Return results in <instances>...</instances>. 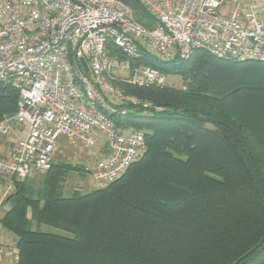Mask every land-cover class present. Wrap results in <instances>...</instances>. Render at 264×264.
<instances>
[{
	"label": "trees",
	"instance_id": "1",
	"mask_svg": "<svg viewBox=\"0 0 264 264\" xmlns=\"http://www.w3.org/2000/svg\"><path fill=\"white\" fill-rule=\"evenodd\" d=\"M119 1L153 27L137 0ZM133 64L183 81L182 89L114 84L140 103L112 118L144 134V154L86 194L63 195L72 171L84 175L65 162L38 189L18 184L0 217L16 245L13 264H264V63L195 52L170 62L143 53ZM17 100L0 83V121Z\"/></svg>",
	"mask_w": 264,
	"mask_h": 264
},
{
	"label": "built area",
	"instance_id": "2",
	"mask_svg": "<svg viewBox=\"0 0 264 264\" xmlns=\"http://www.w3.org/2000/svg\"><path fill=\"white\" fill-rule=\"evenodd\" d=\"M137 1L152 28L119 0H0V83L18 94L15 113L0 121V137L12 143L4 156L0 143V202L51 169L61 140L95 149L83 166L94 189L126 173L146 146L142 132L115 124L112 117L128 114L125 105L140 103L114 84L166 83L156 69L133 64L141 54L170 62L204 52L264 63V0ZM5 246L0 264L15 263V242Z\"/></svg>",
	"mask_w": 264,
	"mask_h": 264
},
{
	"label": "rangeland",
	"instance_id": "3",
	"mask_svg": "<svg viewBox=\"0 0 264 264\" xmlns=\"http://www.w3.org/2000/svg\"><path fill=\"white\" fill-rule=\"evenodd\" d=\"M165 86L173 87L176 89H182L183 88V81L178 76H168V77H166ZM130 128H132V127H130ZM132 129H134V128H132ZM60 146H61L60 147V153L58 154L59 161L62 160L66 164H68L72 167H75V168H78V167L83 168V166L85 164L92 161V157H91L90 153H91V150L92 151L95 150L94 148L90 149V148H86V147L80 146V145H77L74 147L68 146L64 140H62V142L60 143ZM44 174L45 173L40 174L38 172L33 173L31 178H29L27 180L30 182L29 184L33 185V188L38 189V186L40 185L39 182L42 179V176ZM75 190H77V191H75ZM91 190H96V189H94V185L90 183L89 178L85 175V173L83 175L81 172H77V171L73 172L72 171L67 176L65 183L63 184L62 193L65 197H69L74 192L86 194V193L90 192ZM4 201H5L4 199H1L0 211L2 210V212L5 213L7 210H9V205L6 204V202H4ZM3 203L6 204V210L1 207V204L3 205ZM39 229H40V231H51L50 228L44 227V226L39 227ZM12 244H14V238L10 239L8 241V243L5 244V245H7V246H5L7 248L6 250H9L11 248ZM12 255H13V253L11 250V254H10L11 258L13 257Z\"/></svg>",
	"mask_w": 264,
	"mask_h": 264
},
{
	"label": "crops",
	"instance_id": "4",
	"mask_svg": "<svg viewBox=\"0 0 264 264\" xmlns=\"http://www.w3.org/2000/svg\"><path fill=\"white\" fill-rule=\"evenodd\" d=\"M19 131V129L17 130V132ZM19 133V132H18ZM19 136V134H15V135H13L12 137H13V139H16L17 137ZM61 142H62V140H61ZM0 143H1V150H2V152L4 153V154H2V156H4L6 153H7V151L10 149V147H11V145H12V143H11V141L8 139V138H6V137H0ZM60 153V151L56 154V156H55V161H57V162H64V161H62V160H60L59 161V159H58V154ZM5 185V180L0 176V196H1V194H2V191H3V186ZM5 202V201H4ZM1 207L3 208V209H5L6 210V204L5 203H3V205L1 204ZM2 214H4V212H2V210L0 211V217L2 216ZM10 239H13V237H12V235H10L9 233H7L5 230H3L1 227H0V242H2V243H8V241L10 240Z\"/></svg>",
	"mask_w": 264,
	"mask_h": 264
},
{
	"label": "water",
	"instance_id": "5",
	"mask_svg": "<svg viewBox=\"0 0 264 264\" xmlns=\"http://www.w3.org/2000/svg\"><path fill=\"white\" fill-rule=\"evenodd\" d=\"M80 62H81V65H82V67L84 68V71L86 72V71H87V68H86V66H85V63H84V61H83V60H81Z\"/></svg>",
	"mask_w": 264,
	"mask_h": 264
}]
</instances>
